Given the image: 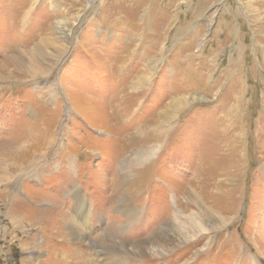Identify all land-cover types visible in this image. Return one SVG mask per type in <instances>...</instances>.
<instances>
[{
  "label": "rangeland",
  "instance_id": "374dc122",
  "mask_svg": "<svg viewBox=\"0 0 264 264\" xmlns=\"http://www.w3.org/2000/svg\"><path fill=\"white\" fill-rule=\"evenodd\" d=\"M0 174V264H264V0H0Z\"/></svg>",
  "mask_w": 264,
  "mask_h": 264
},
{
  "label": "bare ground",
  "instance_id": "6f19581e",
  "mask_svg": "<svg viewBox=\"0 0 264 264\" xmlns=\"http://www.w3.org/2000/svg\"><path fill=\"white\" fill-rule=\"evenodd\" d=\"M70 31H71V28H70ZM70 31H69V33H70ZM69 33H68V35H69ZM238 79V78H237ZM235 87H234V83H233V85H232V87H231V89L230 90H232V92H228L229 94H232V93H234L235 92ZM157 130V129H156ZM157 133H162V131H157ZM156 133V134H157ZM158 135V134H157ZM162 135V134H161ZM157 136H155V138H156ZM157 139V138H156ZM157 141H159V140H157ZM156 142V141H155ZM148 146V145H147ZM147 146H143V147H141V148H139V149H137V151L135 152V154H136V157H137V160L135 161V166L136 167H138V166H141V165H143V164H145L146 162H148L149 161V159H151L152 158V156H153V154H155V149L154 150H152V148L149 146V147H147ZM2 157V156H1ZM12 157V156H11ZM17 158V157H16ZM5 159V158H4ZM15 159V158H14ZM14 159H10L9 161H10V164L7 166L8 168H12V169H10V170H12V171H17L18 170V168H19V161L18 162H16V159H15V161H14ZM7 162V161H6ZM31 163V162H30ZM4 164V163H3ZM18 164V165H17ZM133 165V164H132ZM126 168H127V166L126 165H124L123 167H121V170H122V174H123V177L126 175V173L125 172H123V171H126ZM9 172V171H8ZM1 175V174H0ZM0 177H2V176H0ZM10 178H11V176H10ZM15 178V177H14ZM124 179H126V177L124 178ZM77 191V190H76ZM7 193V192H6ZM77 193V192H76ZM78 198V200H77V203H76V205H77V211H74L75 212V214L76 213H78L79 214V216L81 217V221H82V223H85L86 222V220H87V212L86 213H81V208H83V207H86L85 206V204H84V202L83 201H81V199L79 198V197H77ZM125 207V206H124ZM133 208H129V207H126L125 208V213H127L129 216L131 215V214H133L134 212H133ZM82 211H83V209H82ZM13 213H15V212H13ZM16 215H17V213H16ZM19 216V215H18ZM63 217V218H67V217H65V215H63V214H60V215H56L55 214V217ZM54 217V218H55ZM67 219H69L70 220V223L72 224V228H73V230L76 232V233H78L79 231H81V226L79 225L80 223L78 222V220H76L74 217H72V218H70L69 216H68V218ZM172 228L173 227H168L167 229H164V230H160V235H159V233H157V235H159V237L158 238H160V237H162V236H164L165 234H167L168 232H170V231H172ZM173 233V232H172ZM156 235V236H157ZM181 242H185V239L183 240V241H181ZM138 246V245H137ZM140 247H141V243H140V245H139ZM159 249H154L153 251H155L156 252V254H159V255H161L162 253H161V251H158Z\"/></svg>",
  "mask_w": 264,
  "mask_h": 264
}]
</instances>
